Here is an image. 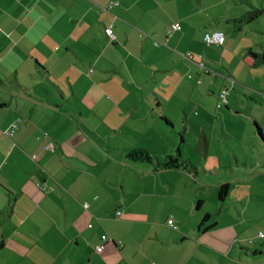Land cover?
Wrapping results in <instances>:
<instances>
[{"label":"crops","instance_id":"0c3cea01","mask_svg":"<svg viewBox=\"0 0 264 264\" xmlns=\"http://www.w3.org/2000/svg\"><path fill=\"white\" fill-rule=\"evenodd\" d=\"M234 3L244 7L236 0H0V264H238L249 205L231 211L227 200L254 177L239 173L248 162L234 154L237 166L225 167L238 171L231 178L203 165L218 176L209 182L181 145L179 156L167 151L158 132L161 115L167 135L186 141L187 96L207 78L195 54L207 32L221 30L210 27L218 19L215 28L225 22L221 31H232L220 47H232L244 15ZM111 25L115 40L105 33ZM252 50L264 52L244 47L246 63L264 64ZM196 121L205 129L203 116ZM258 134L264 141L260 126ZM51 143L54 152L44 149ZM205 148L208 159L210 143ZM139 149L149 157L128 156Z\"/></svg>","mask_w":264,"mask_h":264},{"label":"rangeland","instance_id":"374dc122","mask_svg":"<svg viewBox=\"0 0 264 264\" xmlns=\"http://www.w3.org/2000/svg\"><path fill=\"white\" fill-rule=\"evenodd\" d=\"M236 1L239 3L243 1L244 7L240 8L234 3L233 8L240 14L248 15V18L240 23L239 33L233 34L232 42L235 41V43L232 47L225 49L219 45L212 46L204 42L201 52L195 54L196 59L193 61L203 63L209 74L205 73L204 69H199L200 74L204 75V78L207 77L206 83L197 91L189 92L187 96L189 105L186 113L189 130L185 132L186 141H181L179 132L174 134L172 131L169 133L170 136L167 135L166 132L171 127L166 125L161 115L158 132L165 136L167 151H174L175 148L176 153L178 145H181L185 156L193 159V163L200 167L203 178L206 177L209 182L217 181L218 176L216 173L207 175L203 171V165L207 168L218 166L217 168L224 172L219 173L222 178L229 176L231 178L238 171L228 173L225 167L231 164L234 167L237 166L234 154L241 156L242 162H248L247 169L242 165L239 167V173L241 172L242 176L243 173L247 175L251 173L254 177L247 182V186H244L242 182L237 187L233 186L232 196L227 200V207L231 211L236 210L239 205L241 209L249 205L244 219L245 225L242 228L246 252L243 251L241 259L238 257V251L234 256L238 264H264V252L253 253L256 248L264 251V239L260 237L261 231L264 233V173H262L264 167L254 166V162L257 161L264 164V141L258 134V126L264 132V64L255 67L248 65L244 58L246 51L241 54L244 47L249 46L259 51L264 48V0ZM257 9L263 12L254 20L249 19V13ZM224 10L223 6L217 9L215 14H221ZM214 12L215 8L213 14ZM218 21L219 19L212 22L211 29L224 30L225 22L220 23V28L214 27L218 25L216 24ZM231 32L230 29H226L225 36L229 37ZM260 57L264 59L263 51ZM190 76L188 75L189 78ZM210 80L213 81L211 84ZM224 89L229 91L226 104L220 99V93ZM219 103H222L221 107H218ZM202 116L204 131L196 121ZM207 143L211 146L208 159L204 153ZM199 145L201 149L197 151L195 146ZM210 206L213 205L210 204ZM228 210H225L226 213ZM187 216L190 217L188 214ZM172 220L175 223L173 218ZM247 252L248 255H245Z\"/></svg>","mask_w":264,"mask_h":264},{"label":"built area","instance_id":"2783aa9c","mask_svg":"<svg viewBox=\"0 0 264 264\" xmlns=\"http://www.w3.org/2000/svg\"><path fill=\"white\" fill-rule=\"evenodd\" d=\"M174 29H180L181 28V24L180 23H175L174 24ZM105 33L106 35L111 39V40H115L116 36H115V33H114V26L111 25L109 26L108 28L105 29ZM225 39H226V36H225V33L221 30H216V31H213V32H207L205 35H204V41L207 45H223L225 43ZM157 43V42H156ZM200 67H201V70H205V72H209L208 69H206V67L204 66V64H200ZM228 90L224 89L222 90V92L220 93V99L226 104L227 103V95H228ZM221 104L222 103H219V107H221ZM19 127V123L16 121L14 123H12L5 131H4V134L6 136H13L15 134V132L17 131ZM45 150H50L52 152H54L56 150V145L55 143H51L49 144L48 146H46L44 148ZM118 217L122 214L121 211H118ZM168 224L170 226H172L173 228H177V225L173 222L172 219H169L168 220ZM260 237L264 238V234L263 233H260ZM103 239L105 240L106 239V236L104 235L103 236ZM103 246H99L98 247V251H102L103 250ZM152 264H155V263H152Z\"/></svg>","mask_w":264,"mask_h":264},{"label":"trees","instance_id":"16d2710c","mask_svg":"<svg viewBox=\"0 0 264 264\" xmlns=\"http://www.w3.org/2000/svg\"><path fill=\"white\" fill-rule=\"evenodd\" d=\"M262 12H263L262 10L257 9L256 11H253V12H250V13L247 12V13L250 14L249 19L254 20V19L257 18ZM245 18H248V15H243L241 18L238 19V21H242V20H244ZM263 62H264V61H263ZM177 154H178V156H179L180 152L177 151ZM128 156H130L131 158H135V159H136V158H137V159H140V158H148V157H149V155L147 154V151H145V150H143V149L133 150V151H131V152L129 153ZM178 158H179V157H178ZM175 160L178 161L177 158L174 159V157H173V160H172L173 163H174ZM177 161H175V162H177ZM175 164H176V163H175ZM227 195H228V185H227V184H223V185L220 187V190H219V198H220L221 200H224V199L227 197ZM207 218H208V216H207ZM207 218H205L204 221H206Z\"/></svg>","mask_w":264,"mask_h":264},{"label":"water","instance_id":"95a60500","mask_svg":"<svg viewBox=\"0 0 264 264\" xmlns=\"http://www.w3.org/2000/svg\"><path fill=\"white\" fill-rule=\"evenodd\" d=\"M249 56H250V58L252 59V60H256L257 59V57H258V55L257 54H254L253 52H249Z\"/></svg>","mask_w":264,"mask_h":264},{"label":"flooded vegetation","instance_id":"af4514ba","mask_svg":"<svg viewBox=\"0 0 264 264\" xmlns=\"http://www.w3.org/2000/svg\"><path fill=\"white\" fill-rule=\"evenodd\" d=\"M251 52H253L254 54H257L258 56L261 55L260 53H258V52H256V51H253V50H252ZM257 58H258V57H257Z\"/></svg>","mask_w":264,"mask_h":264}]
</instances>
